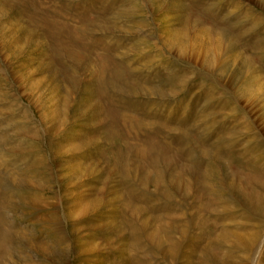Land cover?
Listing matches in <instances>:
<instances>
[{
    "label": "rangeland",
    "instance_id": "obj_1",
    "mask_svg": "<svg viewBox=\"0 0 264 264\" xmlns=\"http://www.w3.org/2000/svg\"><path fill=\"white\" fill-rule=\"evenodd\" d=\"M0 264H264V0H0Z\"/></svg>",
    "mask_w": 264,
    "mask_h": 264
}]
</instances>
